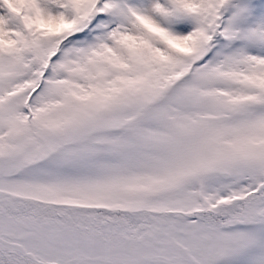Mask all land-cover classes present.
Returning a JSON list of instances; mask_svg holds the SVG:
<instances>
[{
  "label": "snow or ice",
  "instance_id": "snow-or-ice-1",
  "mask_svg": "<svg viewBox=\"0 0 264 264\" xmlns=\"http://www.w3.org/2000/svg\"><path fill=\"white\" fill-rule=\"evenodd\" d=\"M0 264H264V0H0Z\"/></svg>",
  "mask_w": 264,
  "mask_h": 264
}]
</instances>
